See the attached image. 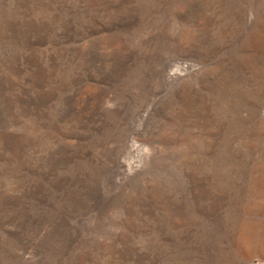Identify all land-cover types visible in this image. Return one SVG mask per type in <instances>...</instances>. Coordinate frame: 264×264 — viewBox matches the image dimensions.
<instances>
[{
    "label": "rangeland",
    "instance_id": "rangeland-1",
    "mask_svg": "<svg viewBox=\"0 0 264 264\" xmlns=\"http://www.w3.org/2000/svg\"><path fill=\"white\" fill-rule=\"evenodd\" d=\"M0 264H264V0H0Z\"/></svg>",
    "mask_w": 264,
    "mask_h": 264
}]
</instances>
